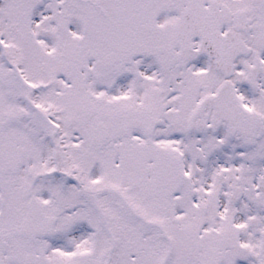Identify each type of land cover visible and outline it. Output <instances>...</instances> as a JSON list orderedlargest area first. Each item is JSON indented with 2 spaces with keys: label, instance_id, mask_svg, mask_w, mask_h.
I'll use <instances>...</instances> for the list:
<instances>
[{
  "label": "snow or ice",
  "instance_id": "obj_1",
  "mask_svg": "<svg viewBox=\"0 0 264 264\" xmlns=\"http://www.w3.org/2000/svg\"><path fill=\"white\" fill-rule=\"evenodd\" d=\"M0 264H264V0H0Z\"/></svg>",
  "mask_w": 264,
  "mask_h": 264
}]
</instances>
